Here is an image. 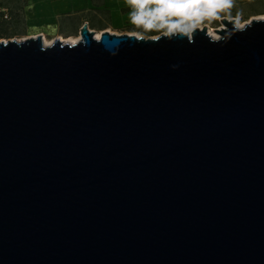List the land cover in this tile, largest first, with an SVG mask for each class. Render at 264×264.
<instances>
[{"label": "water", "instance_id": "1", "mask_svg": "<svg viewBox=\"0 0 264 264\" xmlns=\"http://www.w3.org/2000/svg\"><path fill=\"white\" fill-rule=\"evenodd\" d=\"M219 23L0 41V264H264V18Z\"/></svg>", "mask_w": 264, "mask_h": 264}, {"label": "clouds", "instance_id": "2", "mask_svg": "<svg viewBox=\"0 0 264 264\" xmlns=\"http://www.w3.org/2000/svg\"><path fill=\"white\" fill-rule=\"evenodd\" d=\"M131 23L144 33L188 36L222 18L231 19L235 0H126ZM239 16V13L237 14Z\"/></svg>", "mask_w": 264, "mask_h": 264}, {"label": "crops", "instance_id": "3", "mask_svg": "<svg viewBox=\"0 0 264 264\" xmlns=\"http://www.w3.org/2000/svg\"><path fill=\"white\" fill-rule=\"evenodd\" d=\"M21 4L26 25H28L30 17L40 14L43 16L44 21L42 20V22L45 23L48 30H55L60 23V18L83 16L81 24L87 22L90 28L96 32L136 33L129 32L127 29L133 24L129 15L132 9L126 0H22ZM9 6L11 7V5ZM45 33L39 32L42 36ZM28 35L32 37L36 34Z\"/></svg>", "mask_w": 264, "mask_h": 264}, {"label": "rangeland", "instance_id": "4", "mask_svg": "<svg viewBox=\"0 0 264 264\" xmlns=\"http://www.w3.org/2000/svg\"><path fill=\"white\" fill-rule=\"evenodd\" d=\"M238 13L239 16H237ZM81 17L83 16L62 17L59 19L60 23L58 27L55 28V30H48V28L45 26V23L42 22V20L44 21V18L40 14H38V16L30 17L28 25H26L25 19L23 17L24 25L22 30H24L26 36L16 37L11 40L21 41L31 37L28 34H36L35 36H38L42 35L39 34V32L45 33L46 30H48V32L43 34V38L47 43L50 42L51 44L57 38L63 42L76 40L79 36L78 34H75L76 30L80 29L82 26ZM231 17L238 20L239 27H243L244 24L249 23L252 19L264 18V0H243L242 2L234 4L233 8L231 9ZM205 25H207L209 29H215L221 26L219 20L213 21L211 23L206 22ZM126 34H134L139 37H146L139 33Z\"/></svg>", "mask_w": 264, "mask_h": 264}, {"label": "trees", "instance_id": "5", "mask_svg": "<svg viewBox=\"0 0 264 264\" xmlns=\"http://www.w3.org/2000/svg\"><path fill=\"white\" fill-rule=\"evenodd\" d=\"M242 1L243 0H235V4ZM21 3L22 0L0 1V40H11L16 37L26 36L24 30H22L24 19ZM9 5H11V7ZM1 9H5L6 13L2 12ZM127 29L129 32L140 33L146 37H155L162 34L156 31L144 33L142 29L137 28L135 25L130 26Z\"/></svg>", "mask_w": 264, "mask_h": 264}, {"label": "bare ground", "instance_id": "6", "mask_svg": "<svg viewBox=\"0 0 264 264\" xmlns=\"http://www.w3.org/2000/svg\"><path fill=\"white\" fill-rule=\"evenodd\" d=\"M239 27V26H238ZM241 28V27H240ZM210 34L214 37V38H217L215 35H213V33H212V31H210ZM77 40V39H76ZM76 40H71V41H68L69 43H75L76 42ZM44 44L45 45H49L50 44V42L49 43H47L45 40H44Z\"/></svg>", "mask_w": 264, "mask_h": 264}, {"label": "flooded vegetation", "instance_id": "7", "mask_svg": "<svg viewBox=\"0 0 264 264\" xmlns=\"http://www.w3.org/2000/svg\"><path fill=\"white\" fill-rule=\"evenodd\" d=\"M84 23H87V22H84ZM84 23H82V25H83ZM87 24H88V23H87ZM81 27H82V26H81ZM80 29H81V28H80ZM80 29L76 30V33H75V34H78V35H79V31H80ZM88 29H89V30H92V29L90 28L89 24H88Z\"/></svg>", "mask_w": 264, "mask_h": 264}, {"label": "built area", "instance_id": "8", "mask_svg": "<svg viewBox=\"0 0 264 264\" xmlns=\"http://www.w3.org/2000/svg\"><path fill=\"white\" fill-rule=\"evenodd\" d=\"M2 12L6 13V10L5 9H1ZM6 18V17H5Z\"/></svg>", "mask_w": 264, "mask_h": 264}]
</instances>
